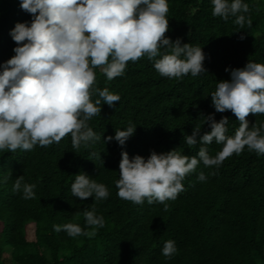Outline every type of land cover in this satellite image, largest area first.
Wrapping results in <instances>:
<instances>
[{
    "label": "trees",
    "instance_id": "16d2710c",
    "mask_svg": "<svg viewBox=\"0 0 264 264\" xmlns=\"http://www.w3.org/2000/svg\"><path fill=\"white\" fill-rule=\"evenodd\" d=\"M244 2L251 25L246 22L240 29L234 17H214L211 0H168L165 35L202 48L206 72L198 76L162 77L146 57L129 61L124 75L112 80L96 68L94 87L121 97L112 107L102 104L101 114L88 122L102 137L99 141L76 150L67 135L46 147L0 153V178L8 177L0 183V264H264V155L246 147L219 167L201 162L167 208L123 200L115 186L122 150L130 158L173 149L195 156L201 145L189 148L184 135L195 126H201V135L210 131L209 114L216 121L228 117L226 134H235L240 122L230 110L215 111L211 92L218 81L230 80L226 68H242L249 61L264 64V0ZM31 19L20 0H0V65L15 54L10 30ZM97 98L91 95L93 102ZM246 119L250 127L264 124L262 114L250 113ZM129 122L136 129L125 145L104 142ZM207 148L215 156L222 145L213 142ZM201 171L208 177L204 182L197 178ZM80 172L104 184L108 198L73 197L70 186ZM20 176L23 183L35 184L34 199L13 192ZM93 208L104 219L96 235L73 238L53 230V225L74 223L93 231L83 216ZM167 240L178 249L171 259L162 255Z\"/></svg>",
    "mask_w": 264,
    "mask_h": 264
},
{
    "label": "clouds",
    "instance_id": "9594fccd",
    "mask_svg": "<svg viewBox=\"0 0 264 264\" xmlns=\"http://www.w3.org/2000/svg\"><path fill=\"white\" fill-rule=\"evenodd\" d=\"M212 15L235 24L250 26L246 18L249 4L244 0H211ZM20 8L32 17L31 22H18L10 30L16 43L14 55L0 65V153L18 149L30 151L35 146L59 143L67 135L73 149L79 150L102 137L89 126V121L101 114L102 104L109 107L120 101L119 94L107 88L94 87L95 69L101 68L108 80L123 76L127 63L146 57L162 77L177 80L190 74L195 77L206 72L205 54L200 46L174 41L168 31V0H20ZM243 38V37H241ZM230 80L218 81L211 92L216 112L230 110L240 122L235 134L227 135L228 117L216 121L209 114L205 122L210 131L201 135L195 126L184 143L193 148L201 145L195 156L184 155L176 149L145 158L136 154L130 158L122 150L119 179L115 181L119 198L134 204L174 201L185 190L182 181L205 167H219L233 154L247 150L264 155V124L249 126L246 117L264 115V64L249 61L242 68H226ZM97 94L94 102L91 95ZM136 124L129 122L116 129L113 139L121 146L135 133ZM222 145L210 156L207 145ZM207 180L203 171L197 177ZM8 177L0 178L6 183ZM35 184L16 179L13 192H22L25 200L35 198ZM71 195L94 201L107 199L108 188L84 172L75 175ZM86 231L79 224L53 225L55 232L64 231L69 237L96 235L104 227V219L93 208L83 213ZM178 249L174 240L164 242L162 255L171 259Z\"/></svg>",
    "mask_w": 264,
    "mask_h": 264
},
{
    "label": "rangeland",
    "instance_id": "374dc122",
    "mask_svg": "<svg viewBox=\"0 0 264 264\" xmlns=\"http://www.w3.org/2000/svg\"><path fill=\"white\" fill-rule=\"evenodd\" d=\"M5 258H7V259L9 260V258H10V254H9V253H6V254H5Z\"/></svg>",
    "mask_w": 264,
    "mask_h": 264
}]
</instances>
